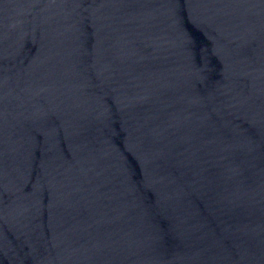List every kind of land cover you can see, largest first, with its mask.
<instances>
[{"label": "water", "instance_id": "95a60500", "mask_svg": "<svg viewBox=\"0 0 264 264\" xmlns=\"http://www.w3.org/2000/svg\"><path fill=\"white\" fill-rule=\"evenodd\" d=\"M0 264H264V0H0Z\"/></svg>", "mask_w": 264, "mask_h": 264}]
</instances>
